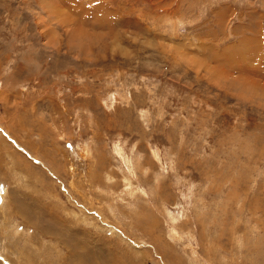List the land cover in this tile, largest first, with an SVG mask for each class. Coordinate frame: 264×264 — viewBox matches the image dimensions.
I'll return each mask as SVG.
<instances>
[{
  "label": "rangeland",
  "instance_id": "rangeland-1",
  "mask_svg": "<svg viewBox=\"0 0 264 264\" xmlns=\"http://www.w3.org/2000/svg\"><path fill=\"white\" fill-rule=\"evenodd\" d=\"M0 264H264V0H0Z\"/></svg>",
  "mask_w": 264,
  "mask_h": 264
}]
</instances>
